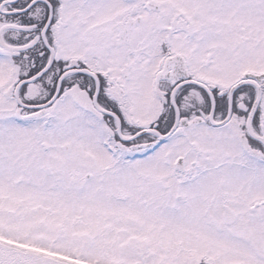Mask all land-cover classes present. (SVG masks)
<instances>
[{"label": "snow or ice", "instance_id": "6c2138e0", "mask_svg": "<svg viewBox=\"0 0 264 264\" xmlns=\"http://www.w3.org/2000/svg\"><path fill=\"white\" fill-rule=\"evenodd\" d=\"M0 264H264V0H0Z\"/></svg>", "mask_w": 264, "mask_h": 264}]
</instances>
